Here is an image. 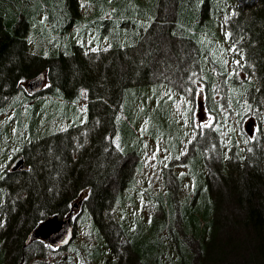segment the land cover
<instances>
[{"label":"trees","instance_id":"obj_1","mask_svg":"<svg viewBox=\"0 0 264 264\" xmlns=\"http://www.w3.org/2000/svg\"><path fill=\"white\" fill-rule=\"evenodd\" d=\"M91 30L90 48L79 42ZM38 73L42 89L25 92L22 83ZM17 93L15 111L32 105L31 135L29 148L13 140L25 168L0 177V264L42 255L40 240L23 246L27 232L75 199L118 264L130 253V264H264V0H0V103ZM47 97L77 118L42 136ZM184 97L186 122L176 128L184 153L161 167L160 187L145 198L155 201L145 246H123L120 256L109 237L124 236L114 203L142 170L141 110ZM194 105L206 110L205 124H193ZM174 165L192 180L166 181Z\"/></svg>","mask_w":264,"mask_h":264},{"label":"rangeland","instance_id":"obj_2","mask_svg":"<svg viewBox=\"0 0 264 264\" xmlns=\"http://www.w3.org/2000/svg\"><path fill=\"white\" fill-rule=\"evenodd\" d=\"M166 10L167 7L164 8V12H166ZM92 33V30L90 33H86V35L81 38V41L79 43H83L85 47H94ZM221 33V30L217 28L216 35L214 36V38L212 37L216 43V51L219 54L221 52ZM201 38L202 35L197 36L198 41ZM204 42L206 43L207 41L204 40ZM187 79L190 80V77H187ZM157 90L161 92H168L165 87L159 88ZM184 90L185 92L189 91V89L187 88H184ZM184 90L182 91L184 92ZM202 97L203 94L199 93L196 97V100L202 99ZM21 99L22 96L20 95V93H17L14 100L10 99L9 101H2L3 103L1 102L4 106L2 108V111L0 112V177L3 176L2 171H6L9 162L15 155L19 154V151L21 149L19 147L20 145L15 143L13 140L15 138L21 141L24 140L26 147L29 148V139L31 133L29 130V120H27L26 123L25 116H28V112H31L32 105L28 106L26 103H24L26 106L21 105V107L19 106V109L15 111L16 107L12 104L18 103V101H20ZM180 101V105L177 104L175 100L174 102H176V104L167 103L161 106L157 103L153 106H150L148 111L145 107H143L141 110L143 114L141 117V121L146 125L142 127V133L139 134L140 139H137L139 140V143L136 146V150L137 152H141L140 161L142 170L138 171V168L134 169V178L131 176L127 183V186L121 190L119 198L116 199L114 203V206H116V208L118 209L117 214L120 220L118 222L121 226L124 227L125 231V233L123 234L124 236L122 237H114V232L110 233L111 236L109 238L113 239L114 249L116 250L120 251L123 246L128 248H132V246H134L137 249H141L143 244L144 246L146 244L145 237L142 238L143 240L140 237L142 234H148V229L146 228V226L150 217L149 214L153 212V204L155 203V201L153 200V196L148 201H146L145 198L148 196L149 190L152 192V195H155L157 189L160 187V173L162 171L161 167L165 165L169 166L170 164L167 163V161L178 158L182 155V153H184L179 145L181 141V135L176 128L180 127L181 125H183V123L186 122V116L184 115V113L186 112L188 106L185 105L187 104L185 97L183 99H180ZM40 105H42V109L44 108V106H48L45 111L41 112V121L37 125V128L39 129L38 134L42 136L49 130H54L60 125L61 127L59 128L62 129L63 126L61 122L68 123V121L72 122V120L75 121V119L77 118L76 112L72 109L64 112L62 110L63 106L61 102L57 99L49 97L44 98L42 104ZM82 108L84 114V105H82ZM80 111L82 112V110ZM156 111L162 112V131H158L154 128V126H156V122L154 121L153 116L156 114ZM17 116L22 120V124L19 127L18 125H16V122H18L16 121ZM193 117L194 125L205 124V122L208 120L206 110L201 109L200 107H197L195 105L193 109ZM245 120L246 118H244V121ZM66 128L67 126H65V129ZM3 138H5V140ZM1 139H3V147L1 145ZM150 142L153 144H150ZM130 146L135 148V145H133V143H131ZM124 160L128 163L134 162L136 160L134 153L131 152L126 154ZM193 161H195V159L191 157L188 160V163L190 162L191 164ZM167 171V174L171 173V175L169 176L166 174L164 179L166 181H170L171 185L175 184L172 178L173 175L176 177L175 179L177 181L184 176L189 177L190 181L192 180L191 176H189V174H183L182 169H180L177 165H174L171 170ZM133 180L136 186L132 185ZM115 181L116 178L114 177L112 182H109V187L111 186V189L113 190ZM184 186L185 185H182V187ZM76 201L77 199L73 200V202ZM81 213L82 206L80 204H77V207L73 208V210L71 211L74 234L72 239L69 241V244L71 243L69 247L63 246L60 248H56L51 245L49 246L46 242L40 240L47 246L43 249L42 255L32 258L25 264H118V261L113 254L108 256L104 251H101L102 249H100V247L102 246V244L99 243V240L101 239L92 228L93 226L90 225L88 221L89 218L87 219L85 217V220H82V217L86 215V213L84 212V214L80 218ZM148 215V220H146V217ZM104 248L107 249V246H104ZM119 255L122 256L121 251L119 252ZM130 256L131 253L129 254L128 258H123L124 264L131 263L130 259L132 258ZM142 261L143 260L141 259L140 263H142Z\"/></svg>","mask_w":264,"mask_h":264},{"label":"water","instance_id":"obj_3","mask_svg":"<svg viewBox=\"0 0 264 264\" xmlns=\"http://www.w3.org/2000/svg\"><path fill=\"white\" fill-rule=\"evenodd\" d=\"M43 81L44 74L38 73L25 81V89L29 93L38 91L40 90ZM252 125V120H247L244 124V129L249 135H251ZM24 168L25 164L23 156L17 155L10 161L7 171H20ZM77 204H80V199L76 202H72L71 206L76 208ZM71 211L72 210H69L63 216L52 214L44 217L27 232L23 240V246L30 244L34 240H43L48 245L54 247H63L67 245L74 234L73 223L71 222Z\"/></svg>","mask_w":264,"mask_h":264},{"label":"flooded vegetation","instance_id":"obj_4","mask_svg":"<svg viewBox=\"0 0 264 264\" xmlns=\"http://www.w3.org/2000/svg\"><path fill=\"white\" fill-rule=\"evenodd\" d=\"M71 210H73V208H71Z\"/></svg>","mask_w":264,"mask_h":264}]
</instances>
